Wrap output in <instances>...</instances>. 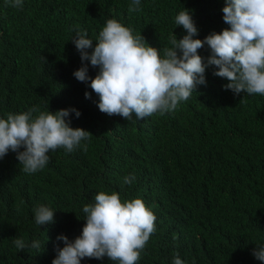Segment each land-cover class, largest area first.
<instances>
[{
	"label": "trees",
	"instance_id": "16d2710c",
	"mask_svg": "<svg viewBox=\"0 0 264 264\" xmlns=\"http://www.w3.org/2000/svg\"><path fill=\"white\" fill-rule=\"evenodd\" d=\"M132 2L23 0L16 8L0 0V118L32 107L75 108L81 115L71 113L70 126L92 133L82 141L87 151L57 148L32 174L22 171L16 152L0 159V264H52L64 247L57 237L81 235L83 207L100 191L141 198L153 211L156 230L137 264H172L177 253L186 264H264L253 255L264 246V95L234 94L209 66L206 84L175 110L127 120L101 112L90 81L74 77L82 66L71 41L77 28L94 48L106 21L116 19L162 55L172 33L186 35L175 24L184 8L198 29L194 39L229 27L225 0H140L141 10L130 13ZM198 54L206 63L209 47ZM83 63L94 78L99 68ZM126 176L135 177L130 185ZM40 205L55 211L53 223H35ZM16 238L26 242L23 251ZM81 264L116 262L86 257Z\"/></svg>",
	"mask_w": 264,
	"mask_h": 264
},
{
	"label": "clouds",
	"instance_id": "9594fccd",
	"mask_svg": "<svg viewBox=\"0 0 264 264\" xmlns=\"http://www.w3.org/2000/svg\"><path fill=\"white\" fill-rule=\"evenodd\" d=\"M5 3L23 7V0ZM128 10H141L140 0H133ZM222 12L229 27L201 40L193 38L198 29L190 11L184 8L175 17V24L182 26L186 35L178 40L172 33L171 46L164 47L162 55L161 49L149 45L141 33L134 34L132 28L116 19L106 21L94 48L86 30L77 28L71 41L80 53L82 66L73 75L80 82L90 81V88L99 97L101 112L127 120L133 119V113L140 120L175 110L198 85L206 84L205 71L209 66L217 69L213 75L227 79L223 87L234 94L264 95V0H225ZM205 44L210 49L206 63L198 54ZM84 61L99 68L94 78L88 75ZM90 95L85 92L86 98ZM71 113L77 118L81 115L75 108L52 112L32 107L0 118V159L9 150L16 152L22 171L32 174L47 165L48 153L57 148L87 151V144L82 141L90 140L92 133L71 127L67 119ZM134 179L126 176L123 182L130 185ZM94 199V203L83 207L86 223L81 235L74 241L63 234L57 237L64 247L57 248L52 264H81L86 257L99 260L105 256L116 264H137L156 230L153 211L141 198L122 200L117 191H100ZM33 211L37 225L54 222L55 211L50 207L40 205ZM13 243L20 251L27 247L22 238ZM31 246L39 248L40 244L34 241ZM253 255L264 262V246H258ZM172 264L186 262L177 253Z\"/></svg>",
	"mask_w": 264,
	"mask_h": 264
}]
</instances>
